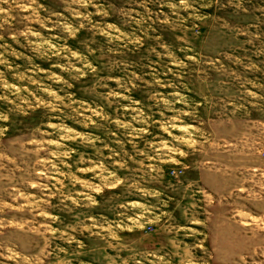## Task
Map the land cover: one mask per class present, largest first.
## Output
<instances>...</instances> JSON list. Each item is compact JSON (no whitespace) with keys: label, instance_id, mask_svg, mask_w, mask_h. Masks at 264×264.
I'll return each instance as SVG.
<instances>
[{"label":"rangeland","instance_id":"374dc122","mask_svg":"<svg viewBox=\"0 0 264 264\" xmlns=\"http://www.w3.org/2000/svg\"><path fill=\"white\" fill-rule=\"evenodd\" d=\"M0 264H264V0H0Z\"/></svg>","mask_w":264,"mask_h":264}]
</instances>
